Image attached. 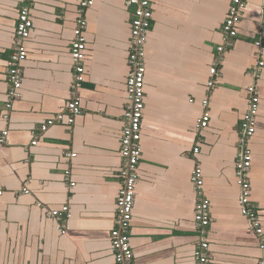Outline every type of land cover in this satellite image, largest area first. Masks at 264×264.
I'll return each instance as SVG.
<instances>
[{
    "label": "crops",
    "instance_id": "obj_1",
    "mask_svg": "<svg viewBox=\"0 0 264 264\" xmlns=\"http://www.w3.org/2000/svg\"><path fill=\"white\" fill-rule=\"evenodd\" d=\"M82 1L34 0L21 99L7 110V64L26 3L0 0V140L8 132L0 141V264H118L111 233L122 188L132 16L125 0H93L86 9L85 80L75 94L83 113L69 125L71 46ZM151 1L143 158L130 229L135 264H196L191 176L198 166L210 201L209 264H259V240L239 205L236 155L256 43L264 38L263 0H244L238 36L224 54L218 48L233 0ZM215 64L219 75L212 77ZM259 86L258 130L248 147L252 202L264 228V69ZM206 98L209 127L197 132Z\"/></svg>",
    "mask_w": 264,
    "mask_h": 264
},
{
    "label": "built area",
    "instance_id": "obj_2",
    "mask_svg": "<svg viewBox=\"0 0 264 264\" xmlns=\"http://www.w3.org/2000/svg\"><path fill=\"white\" fill-rule=\"evenodd\" d=\"M15 32V47L7 64V75L10 84L8 92L7 110L11 109L13 104L21 99L22 88V67L28 58L27 42L31 39L33 21L31 18V7L34 0H24ZM93 5V0H83L80 3L79 18L74 29V40L71 46V58L75 67L74 81L72 91L74 95L81 89L85 80L86 59L88 53L86 29L87 21L84 17L86 9ZM125 6L131 11V35L128 49V67L129 73L126 82L127 105L124 112V125L121 133L120 155L123 161V168L120 172L122 188L120 189L116 204V228L111 233V245L114 251L115 259L118 264H135V253L131 245L130 229L133 219L134 202L136 196V187L139 182V165L143 158L142 147V128L144 113L146 108V44L153 20V9L151 0H125ZM245 9L244 0H233L229 8L228 16L222 26L225 43L218 48V52L224 54L227 49L233 47L239 33V26L242 21L243 10ZM264 17V0L263 9ZM259 51L255 55V64L250 69V75L254 82L247 87L248 107L246 113L241 119L240 136L238 143V152L236 155V172L238 185L240 187L239 205L241 214L247 219L251 229L259 240V247L263 252L259 264H264V228L258 209L252 202V184L250 171L253 166V154L248 144L256 135L260 117L261 90L259 80L264 69V38L262 37L256 43ZM218 64H215L210 73L212 77H217ZM208 98L202 101L205 112L197 122V132L209 127L210 112ZM70 116L67 117V124L74 122L76 117L83 113L79 98L75 95L68 104ZM8 115V114H6ZM6 119L8 116L5 117ZM60 123L65 122V117H58ZM55 121H48L43 127L47 131L53 126ZM8 132L3 133L1 142L5 141ZM34 146L37 142L33 143ZM195 154L199 152L194 149ZM75 158L76 154H71ZM67 177L70 171L66 172ZM69 180V179H68ZM191 183L197 193L198 201L195 209V220L198 231L199 242L195 247L196 264H209L210 256L208 242V227L211 223L210 201L204 194V178L202 169L198 166L192 173ZM75 187V183H71ZM64 212L69 209L65 207ZM55 218L60 217V212H52ZM62 233L66 231L59 227Z\"/></svg>",
    "mask_w": 264,
    "mask_h": 264
}]
</instances>
